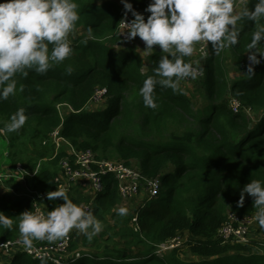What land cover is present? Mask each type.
<instances>
[{
    "label": "trees",
    "instance_id": "1",
    "mask_svg": "<svg viewBox=\"0 0 264 264\" xmlns=\"http://www.w3.org/2000/svg\"><path fill=\"white\" fill-rule=\"evenodd\" d=\"M76 2L81 18L70 37L73 54L44 74L34 70H27L26 77L17 74L16 94L0 101V117L7 121L19 108L25 109L28 120L12 132L13 137L31 147L29 168L24 160L23 166L33 171L40 164L38 173L27 176L26 181L16 177L4 181L0 212L11 217L14 225L11 230L0 226V241L21 239L19 217L35 210L36 202L46 212L64 203L62 198L47 197L57 190L54 179L67 154L62 148L55 156L51 133L60 127L61 136L77 149H91L100 159L122 161L147 177L160 176L162 181L160 200L151 205L136 203L135 212L123 203L112 175L104 177L105 188L93 201L92 195L80 191L81 184L73 185L67 192L69 198L77 204H90L88 209L104 228L91 242L73 229L68 234L72 254L62 264H264V228L259 223L247 244L224 243L219 237L230 211L242 215L258 211L250 195L245 194L243 207L238 201L251 180L264 181V65L254 66L251 78L245 74L254 22L247 21L239 43L229 46L239 75L231 77L228 71L229 47L216 53L210 45L208 57L201 61L205 76L195 79L199 89L187 93L181 86L187 79L179 82L176 91L157 84V107L152 109L144 106L139 89L147 76L154 75L166 53L154 46L146 56L120 38L118 28L125 15L122 0ZM129 2L147 19L150 13L145 10L151 0ZM245 3L254 8L256 0H247L243 6ZM128 15L134 19L131 12ZM258 47L264 48V43ZM185 61L196 63L193 54ZM98 87L107 88V94L101 107L95 108L92 98ZM232 96L250 107L255 118L243 110L233 111L229 106ZM60 104L66 106L63 114ZM18 160L12 159L14 171ZM120 208H126L127 214L120 215ZM136 213L139 229L133 222ZM176 236L183 239L181 247L163 257L156 254L158 244ZM118 240L121 247L115 244ZM139 244L144 245L141 252L136 249ZM185 248L193 257L185 254ZM3 260L7 264H41L24 251L12 258L3 257L0 251V264ZM47 264L54 263L47 259Z\"/></svg>",
    "mask_w": 264,
    "mask_h": 264
},
{
    "label": "clouds",
    "instance_id": "2",
    "mask_svg": "<svg viewBox=\"0 0 264 264\" xmlns=\"http://www.w3.org/2000/svg\"><path fill=\"white\" fill-rule=\"evenodd\" d=\"M122 2L125 20L121 21V27L127 28V39L139 37L144 42L145 53L153 51L154 46L166 53L161 56L154 75L147 76L139 89L145 107H157V84L176 91L181 80L198 77L202 69L185 61V57L192 56L197 43H209L216 53L235 46L247 21L255 25L247 45L251 54L245 74L249 78L255 75L254 66L261 63L257 53L264 57V48L258 47L264 43V0H256L254 8L247 3L241 7L240 0H151L145 10L150 13L147 19L129 0ZM129 12L134 19L126 22ZM80 18L76 0H0V101L16 94L17 74L26 77L27 70L44 74L73 54L70 36ZM88 31H92L91 27ZM83 43L87 44V40ZM66 71L71 74L72 68ZM19 90L23 91V87ZM27 120L28 115L21 107L0 128V133L17 132ZM245 194L254 198L258 210L255 219L264 228V181L251 180L243 188L238 201L240 207L244 205ZM47 197L62 198L64 203L46 214L37 207L19 217L18 229L26 249H31L36 240L49 243L61 240L73 229L91 242L103 230V222L85 205L74 203L65 187L58 186ZM127 211L120 208L119 214L126 215ZM13 225L14 220L0 212V226L11 230ZM46 257L47 253L39 257L41 264H47Z\"/></svg>",
    "mask_w": 264,
    "mask_h": 264
},
{
    "label": "built area",
    "instance_id": "3",
    "mask_svg": "<svg viewBox=\"0 0 264 264\" xmlns=\"http://www.w3.org/2000/svg\"><path fill=\"white\" fill-rule=\"evenodd\" d=\"M247 0H240L245 2ZM122 20H125V15ZM121 20V21H122ZM132 20L131 16L127 14L126 22ZM121 23L118 28V35L125 42H132L127 39V28L121 27ZM142 43H144L142 41ZM197 54L199 61L194 65L202 69L196 79H202L205 76V70L200 63L203 59H206L210 53V44L204 41L197 43ZM247 54V61L249 65V55ZM258 58L261 59V63L258 65H264V60L257 53ZM256 66V65H255ZM189 78H187L188 80ZM107 88L98 87L95 90L94 96L92 98V105H102L106 100ZM229 106L235 111H245L251 117H254L253 110L250 107H245L242 101L235 96L229 98ZM65 105H58L61 109V113H64ZM72 110V107H68ZM52 142L56 146V153L64 148L67 154L62 157L59 162L60 173L55 177V184L58 186H63L67 189V192L71 190L72 186L75 184H88L92 192L91 201L96 198L100 192L105 188L104 177L106 175H112L115 177L118 183V189L125 204L128 200L137 197L141 191L147 193L149 199L155 198L160 194L162 189V181L160 176L147 177L145 176L136 166L127 165L119 160H110L106 158H98L96 153L91 149H77L71 142L66 138L61 136V128L58 127L54 129L51 133ZM40 168V164L35 170L29 171L22 164H17L16 170L12 174L0 175V180L6 177H16L20 181H26L27 176L34 177ZM4 178V179H5ZM144 205V204H142ZM90 204L86 207L89 208ZM39 208L41 211L47 213L41 205L37 202L35 203V208ZM257 212L254 214L242 215L234 211L228 213V218L222 225L219 231V237L224 243H239L247 244L250 242L254 231L257 229L258 221L255 219ZM138 213L133 217V222L135 228L139 229L138 225ZM72 237L67 235L63 239L55 243H45L43 241L33 242V247L31 249H26L23 245L21 239H13L0 241V251L3 257L12 258L17 251H24L31 257L35 259H40L39 257L44 256L47 253L46 259L52 261L54 264H62L65 259L71 257L69 252V247ZM183 245V239L181 236H176L165 242H161L156 247V254L164 256L167 252L173 249L179 248Z\"/></svg>",
    "mask_w": 264,
    "mask_h": 264
},
{
    "label": "rangeland",
    "instance_id": "4",
    "mask_svg": "<svg viewBox=\"0 0 264 264\" xmlns=\"http://www.w3.org/2000/svg\"><path fill=\"white\" fill-rule=\"evenodd\" d=\"M96 1H99V0H96ZM244 2H241L240 3V6L243 5ZM71 37V36H70ZM131 45L134 46V47H137L139 48V50L143 53V54H146L144 52V48H145V45L144 43H142L141 39L139 37H136L132 42H131ZM197 44L195 46V50L193 52L194 54V57H195V60L197 61L198 60V54H197ZM227 61H226V65H227V68H228V71L229 73L231 74V77L232 75H234V70H235V67H236V57L232 54V50L231 48L229 47L227 49ZM203 62V61H202ZM202 64V63H201ZM203 65V64H202ZM191 83H192V86L194 87V91L195 92L196 90L199 89V85L197 83V81L195 79H191L189 78L188 79ZM194 96L196 97V100L198 99L199 102H202L204 104V100H202V97H200L199 94H194ZM95 104H93L94 106ZM202 105V104H201ZM97 108L98 107H101V105H97L96 106ZM255 118V115L254 117ZM8 122L7 120H5L4 118H1L0 117V123H6ZM32 154V151H31V147L29 144H26L23 140L19 139H15L13 137V133H8V132H4V134L0 133V175H5L7 173L9 174H12L14 172V167L11 165L12 163V159L13 157H16V158H19L20 160H18V162L20 164L24 163L22 160L25 161V166L28 167L29 166V162H28V157ZM18 163V164H19ZM23 165V164H22ZM29 168V167H28ZM5 178V177H4ZM2 178V180H0V191L4 190V181L7 180L9 177H6L5 179ZM79 189L81 192H83L85 195L87 196H91L93 195L94 193L92 192V189L91 187L86 184V183H83L81 185H79ZM4 192H9V190H5ZM140 195H142L143 197V202L142 204H146V205H151L153 204L154 202H157L160 200L161 198V192L159 195H157L155 198L153 199H149L147 193H145L144 191H141L140 192ZM136 199H130L128 200L125 205H128V207H133L134 208V212L136 211ZM73 231V230H72ZM72 231L69 233L71 235ZM80 239V237H77L76 240L78 241ZM60 241V240H58ZM58 241H55V242H58ZM53 242V243H55ZM115 244H118L120 245V247L122 246V241H116ZM114 244H110V246L112 247ZM90 249V248H89ZM136 249L141 252L143 251L144 249V245L143 244H139L137 245ZM72 254V252H70ZM185 254L188 255V256H191L193 257L192 254H190L187 249L185 248ZM7 260H3L1 264H7Z\"/></svg>",
    "mask_w": 264,
    "mask_h": 264
},
{
    "label": "crops",
    "instance_id": "5",
    "mask_svg": "<svg viewBox=\"0 0 264 264\" xmlns=\"http://www.w3.org/2000/svg\"><path fill=\"white\" fill-rule=\"evenodd\" d=\"M243 6V5H242ZM241 6V7H242ZM137 48V47H136ZM137 49H139V48H137ZM150 54V52L149 53H146L145 55L147 56V55H149ZM193 56H194V54H193ZM198 62V60L196 61V63ZM237 75H239V73H237L235 70H234V75H232V77H235V76H237ZM181 86L184 88V90L187 92V93H189V94H192V93H194L193 91H194V87L192 86V83L189 81V80H185L182 84H181ZM199 99V98H198ZM93 107H95V106H93ZM96 108V107H95ZM132 199H136L137 201H136V203L139 205L140 204V206H141V204L142 203H144L143 202V197H142V195H138L137 197H135V198H132Z\"/></svg>",
    "mask_w": 264,
    "mask_h": 264
}]
</instances>
